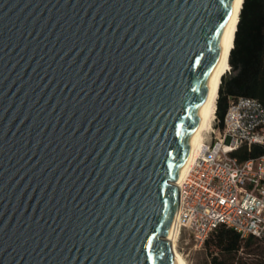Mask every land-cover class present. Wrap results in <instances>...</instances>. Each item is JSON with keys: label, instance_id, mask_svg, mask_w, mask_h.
Instances as JSON below:
<instances>
[{"label": "water", "instance_id": "obj_1", "mask_svg": "<svg viewBox=\"0 0 264 264\" xmlns=\"http://www.w3.org/2000/svg\"><path fill=\"white\" fill-rule=\"evenodd\" d=\"M238 2L0 0V264H177Z\"/></svg>", "mask_w": 264, "mask_h": 264}, {"label": "built area", "instance_id": "obj_2", "mask_svg": "<svg viewBox=\"0 0 264 264\" xmlns=\"http://www.w3.org/2000/svg\"><path fill=\"white\" fill-rule=\"evenodd\" d=\"M217 111V110H216ZM214 125L188 174L179 184L175 219L179 237L202 246L221 226L241 239H264V155L240 162L242 144H264V111L252 99L228 97L224 127Z\"/></svg>", "mask_w": 264, "mask_h": 264}, {"label": "trees", "instance_id": "obj_3", "mask_svg": "<svg viewBox=\"0 0 264 264\" xmlns=\"http://www.w3.org/2000/svg\"><path fill=\"white\" fill-rule=\"evenodd\" d=\"M229 63L231 75L223 76L217 101L216 115L221 128L228 110V97L255 100L264 111V0H244ZM232 155L240 162L257 159L264 155V144L251 147L242 144ZM259 240L251 237L244 241L233 229L221 226L205 245L211 264H235L244 245L252 247Z\"/></svg>", "mask_w": 264, "mask_h": 264}, {"label": "bare ground", "instance_id": "obj_4", "mask_svg": "<svg viewBox=\"0 0 264 264\" xmlns=\"http://www.w3.org/2000/svg\"><path fill=\"white\" fill-rule=\"evenodd\" d=\"M243 2L244 0H239L237 4V9L233 15V18L227 27L224 54H223V59H222L220 68H219L216 86H215L214 92L212 94V97H211V100H210V103H209V106L206 112V116L203 122L200 136L197 138V140L193 143L191 147V150L184 163L182 171L175 183L177 186H179V184L188 174L193 161L195 160L199 151L202 149L204 145V141H205V133L207 134L213 128V122H214V118H215L216 110H217V101L219 98V89H220L221 81H222L223 76L228 74V72L231 69V66L229 63V57H230L231 50L234 47V39H235V34H236L237 25L239 22V16H240ZM178 238H179V231H178V228H176V225L174 223L173 230L170 234V241L173 247L174 258L177 264H187L185 257L177 250Z\"/></svg>", "mask_w": 264, "mask_h": 264}, {"label": "rangeland", "instance_id": "obj_5", "mask_svg": "<svg viewBox=\"0 0 264 264\" xmlns=\"http://www.w3.org/2000/svg\"><path fill=\"white\" fill-rule=\"evenodd\" d=\"M230 75L231 69L225 76L229 78ZM208 133H211V130ZM209 138V135L205 133V139ZM262 249H264V240H259L252 247L244 245L236 256L235 264H264V254H261ZM177 250L185 257L187 264H211L206 245L196 246V243L187 234H183L178 238Z\"/></svg>", "mask_w": 264, "mask_h": 264}]
</instances>
